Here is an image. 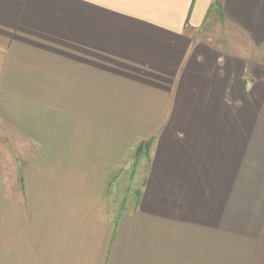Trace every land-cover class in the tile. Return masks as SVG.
I'll list each match as a JSON object with an SVG mask.
<instances>
[{
	"label": "crops",
	"instance_id": "1",
	"mask_svg": "<svg viewBox=\"0 0 264 264\" xmlns=\"http://www.w3.org/2000/svg\"><path fill=\"white\" fill-rule=\"evenodd\" d=\"M0 264H264V0H0Z\"/></svg>",
	"mask_w": 264,
	"mask_h": 264
},
{
	"label": "rangeland",
	"instance_id": "2",
	"mask_svg": "<svg viewBox=\"0 0 264 264\" xmlns=\"http://www.w3.org/2000/svg\"><path fill=\"white\" fill-rule=\"evenodd\" d=\"M12 149V148H11ZM13 152H15L13 149H12Z\"/></svg>",
	"mask_w": 264,
	"mask_h": 264
},
{
	"label": "trees",
	"instance_id": "3",
	"mask_svg": "<svg viewBox=\"0 0 264 264\" xmlns=\"http://www.w3.org/2000/svg\"><path fill=\"white\" fill-rule=\"evenodd\" d=\"M143 149V148H142ZM142 149H141V152H142Z\"/></svg>",
	"mask_w": 264,
	"mask_h": 264
}]
</instances>
